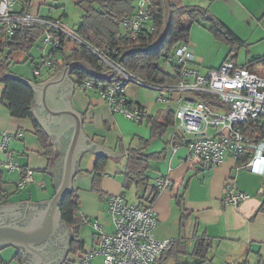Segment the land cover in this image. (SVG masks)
Here are the masks:
<instances>
[{
  "label": "crops",
  "instance_id": "1",
  "mask_svg": "<svg viewBox=\"0 0 264 264\" xmlns=\"http://www.w3.org/2000/svg\"><path fill=\"white\" fill-rule=\"evenodd\" d=\"M21 1L23 4L18 10L24 9L39 15L40 7L37 11H33L35 0ZM20 3L18 0L19 5ZM135 7H137L136 2ZM205 8L226 24L244 44L264 41V0H210L209 6ZM244 16L249 25L255 24L256 28L250 33H247L246 28L243 30L236 28L248 27L243 20ZM123 26L126 27L124 22ZM242 31L246 32V36L241 33ZM69 50L67 48L65 52ZM261 53L260 57L263 58L264 51ZM57 56L60 57L61 54ZM260 57L243 64L234 58L231 61L240 66L250 63L251 68L264 75V60H257ZM43 59L42 56L40 62H43ZM59 60L62 61L61 58ZM85 62L94 69L90 63ZM43 66L46 67V71L43 70ZM43 66L39 76L34 74L36 67L34 66L33 74L36 78H25L19 73L16 76L39 85L56 76L67 65L58 72L50 71L49 66L45 64ZM214 67L217 68L211 65L208 69ZM78 68L88 73L81 65ZM112 76L114 75L96 79L110 82L107 79ZM68 78L73 84L71 108L81 115L84 135L98 146L121 155L116 157L107 153L98 155L89 149L80 154L78 165L80 171L75 174L70 192L78 194L81 204L82 197H86V201L94 198V202L100 208H102L100 200L107 201L111 194L123 193L125 199L127 198L123 188L127 176L129 149L141 148L147 154L161 153L150 163L151 168L145 174L146 184H135L142 190L138 195L139 202L134 203L142 207L152 205L147 199L155 192L157 180L167 176L172 179L173 187L157 195L153 203L159 216L154 237L159 240L174 241L171 248L160 257L158 264H264V210H261L264 202L263 171H252L248 168L238 170V160L227 156L220 166L204 172L187 158L188 148L182 143L185 136L175 127L177 110L169 105H153L152 101L143 99L136 84L130 83L125 88L126 96L129 100L140 104L148 114L146 121L135 122L123 114L114 113L97 89H82L81 80L74 72L69 73ZM3 90V85H0V96ZM31 111L29 117L12 116L10 109L0 100V133L9 132L13 135L9 153L21 168L34 172L33 182L28 183L22 191L15 190L22 180L21 170L7 169L4 166L6 152L0 149V205L12 202L49 201L57 191L50 170L57 159L55 148L50 135L34 114L33 103ZM170 112L174 115L173 123L165 127L163 134L151 139L154 126L155 131L158 129L155 123L165 122ZM259 122L263 124L264 118ZM42 137L45 138L47 147L42 142ZM145 140L149 142L146 143ZM230 182L239 190L249 193L250 198L238 206L226 204L223 199L224 188ZM97 207L95 208L98 209ZM80 212L86 218L89 217L81 207ZM89 213L100 217L97 210L93 209ZM103 220L102 225H108L105 217ZM68 227L71 230V237L74 238L72 227L70 225ZM111 228L113 230L112 223ZM72 242L73 239L69 241L64 258L59 264L68 257ZM9 247L15 250L13 258L18 253L23 256L19 248L13 246L0 248V255L5 262L3 250ZM23 258L27 264L24 256ZM16 262L19 264L17 260Z\"/></svg>",
  "mask_w": 264,
  "mask_h": 264
},
{
  "label": "built area",
  "instance_id": "2",
  "mask_svg": "<svg viewBox=\"0 0 264 264\" xmlns=\"http://www.w3.org/2000/svg\"><path fill=\"white\" fill-rule=\"evenodd\" d=\"M17 4L18 0H0V38L9 39L22 27L39 26L43 29V42L47 47L58 51L60 35L86 46L118 78L114 82L87 78L81 80L80 85L86 90L97 89L114 113L123 114L135 122L146 121V110L128 99L125 88L133 83L156 90L160 93L158 103L178 101L176 129L185 136L182 143L188 148L187 158L200 170L206 172L220 166L227 156L237 160L249 156V160L238 165L237 169L264 172V141L256 143L245 134L247 126L264 118V75L229 60L217 68L201 72L193 46L188 41L181 43L173 53L180 77L177 83L147 81L121 63L119 48H96L77 31L67 29L61 19L18 10ZM150 4L151 0H139L134 14L124 21L134 38L145 32L150 22ZM148 28L154 30V27ZM163 57L168 60L171 55L163 54ZM54 59L55 56H51L43 61L50 66ZM34 74H41V66L35 67ZM12 139L11 133L1 132L0 149L6 152L5 167L10 171L21 170L22 180L17 185V190L21 191L34 181V172L21 168L9 153ZM172 187L173 181L168 176L157 180L158 194ZM249 198V193L239 190L232 182L224 188L223 199L228 205L238 206ZM107 202L112 232H103V225L94 222L98 237L93 248L75 258H66L61 264H158L173 241L154 237L159 220L155 207L129 203L123 193L109 195Z\"/></svg>",
  "mask_w": 264,
  "mask_h": 264
},
{
  "label": "trees",
  "instance_id": "3",
  "mask_svg": "<svg viewBox=\"0 0 264 264\" xmlns=\"http://www.w3.org/2000/svg\"><path fill=\"white\" fill-rule=\"evenodd\" d=\"M82 8V20L75 30L84 38V40L100 49L115 47L120 49V61L129 70L135 72L139 77L147 81L174 84L180 80L178 75V66L174 63L173 72L164 69L160 62L163 54L172 55L176 48L183 42L189 41L190 31L193 23L200 20L211 21V27L220 35L230 42L237 43L240 46L243 41L221 20L215 17L208 8L198 5L184 3V0H151L149 6L150 22L145 32L139 37L134 38L129 29L123 26V22L135 12V0H75ZM24 10V9H23ZM27 11V10H24ZM50 18V17H49ZM154 27L153 31L150 28ZM43 29L39 26L22 27L15 32L9 39L0 38V70L3 76H0V85H3V94L0 96L9 109L12 116L29 117L32 114V103L34 93L32 88L15 77L17 73L10 69L14 60V54L17 52H26L30 50L37 40L43 37ZM60 48H50L49 55L43 58L55 56L52 64L49 66L50 71L58 72L68 63L78 60H85L90 63L98 72H105L108 69L100 60L88 50L84 45L78 44L72 39L60 35ZM74 42L75 46L69 47V52H65L68 45ZM61 54L60 57L57 55ZM59 58L62 59L60 62ZM257 60H264V57ZM227 61V60H226ZM35 66H43V62L32 60ZM248 67L251 64L248 63ZM79 80L93 78L80 68L73 70ZM36 78V76L34 75ZM118 77L112 76L107 80L114 82ZM205 101L210 102L206 96L202 97ZM173 114L170 112L165 122H157V130L152 132L151 139H154L164 133L165 127L173 123ZM148 119V118H147ZM162 125V126H161ZM161 129V130H160ZM245 134L254 142L258 143L264 140V123L259 121L247 126ZM150 139V140H151ZM44 145L46 140L41 138ZM146 143L149 140H145ZM47 147V145H46ZM144 149L132 148L128 150V167L124 188H131L135 184L147 182L146 172L151 168V161L159 157L160 154H147ZM249 156H244L238 160L239 165L246 163ZM146 184V183H145ZM156 191L147 199L153 205ZM80 199L76 192H70L61 204L60 211L62 218L73 230L74 238L71 251L84 249V242L79 240V232L88 218L80 212ZM264 210V202L261 207ZM174 244V241H173ZM78 252V251H77ZM85 252V251H82ZM81 252V253H82ZM15 260L19 264H26L22 255H15ZM0 264H6L0 255Z\"/></svg>",
  "mask_w": 264,
  "mask_h": 264
},
{
  "label": "water",
  "instance_id": "4",
  "mask_svg": "<svg viewBox=\"0 0 264 264\" xmlns=\"http://www.w3.org/2000/svg\"><path fill=\"white\" fill-rule=\"evenodd\" d=\"M79 65L95 78L102 79L113 74L112 70L97 72L82 60L67 64L56 76L39 85L14 75L33 89L34 114L50 135L57 156L50 169L57 190L51 200L0 205V248H19L27 264H59L64 258L71 230L68 223L61 220L60 207L72 191L76 172L80 171V154L89 149L98 155L121 156L91 142L83 133L81 115L71 108L73 84L68 74ZM59 240L62 245L57 251L61 254L53 253L56 256L50 260L45 247L53 241L58 245Z\"/></svg>",
  "mask_w": 264,
  "mask_h": 264
},
{
  "label": "rangeland",
  "instance_id": "5",
  "mask_svg": "<svg viewBox=\"0 0 264 264\" xmlns=\"http://www.w3.org/2000/svg\"><path fill=\"white\" fill-rule=\"evenodd\" d=\"M20 2L21 3L20 5L18 4L17 9H19L23 4L21 0ZM135 2L136 6H138L139 0H136ZM184 3H191L193 5L197 4L199 6L208 7L210 0H184ZM38 7H40L39 16H51L57 19H61L63 24L69 30H76L82 20L83 10L75 0H35L33 11H37ZM245 16L243 17V20H245V23L248 25V27L236 28L238 30H241V28L242 30L246 28V30H248L247 33H250V31H252L256 27H254L255 24L249 25L250 23L247 19H245ZM236 17L241 19V17L238 15H236ZM241 33L246 36V32L242 31ZM189 42L193 45L196 59L200 63L199 66L202 70L201 72H207L208 67H210L211 65L219 67L226 60L231 61L234 56H236L234 59H236L240 64H243L248 62L249 60L251 61L255 58L260 57V54H262L261 52L264 51V41L258 43H248L247 45L244 44L240 46L237 43L230 42L228 39L221 37L219 34L217 35L216 32H214V30L212 29L211 21L209 20H200L193 23L190 31ZM73 46H75L74 42L70 43L67 48ZM49 50L50 47H47L44 44L43 37H41L31 48L30 54L26 52H17L14 54V60L11 64V70L15 73L22 74L23 76H25V78L33 79V68L35 64L32 62V60L34 59L37 62L42 61V56L48 54ZM174 63L175 60L173 54L171 55L170 59L167 60L165 57H163L160 62L161 66L170 72L174 71V68L172 66V64L174 65ZM45 69L46 67L43 66L44 71H46ZM0 76H3V72L1 70ZM136 87H138V90L140 89L143 99H147L149 102L152 101L151 103L153 105H169L175 110H177L179 107L178 101H169L164 104L158 103L157 99L160 93L156 90H151L140 85H137ZM166 109H168V107ZM16 189L17 187H15V190ZM123 190H125L127 201L133 204L139 202L138 195L141 194L139 192L140 190H142L140 187L133 185L131 186V188H123ZM82 200L83 202L81 204V208L85 214L89 215L87 222L83 224L79 232V240L84 241L85 247L84 249H78V252H74L73 250L70 251L67 258H75L81 251L89 250L91 249L92 245H95L98 235L93 227L94 222L104 224L103 218L105 217V221L110 226L103 225V232H112V219L108 216L109 214L107 213L108 202L106 201V199L105 201L100 200V202H102L100 204V206L102 205V208L97 207L96 203L94 202V198L87 199L86 201V197H82ZM95 207H97L98 209H96ZM93 209L99 211L100 217H97V215L95 214L89 213ZM3 252V256L7 264H17L16 260H14L13 258L15 252L13 248H5Z\"/></svg>",
  "mask_w": 264,
  "mask_h": 264
},
{
  "label": "flooded vegetation",
  "instance_id": "6",
  "mask_svg": "<svg viewBox=\"0 0 264 264\" xmlns=\"http://www.w3.org/2000/svg\"><path fill=\"white\" fill-rule=\"evenodd\" d=\"M69 225V224H68ZM69 234H70V232H69ZM73 239V236L71 237V235H70V237H69V241H71ZM59 244L57 245L56 244V241H53V242H50L49 244H47V246L45 247V250L44 251H47L48 253H49V256L51 257L50 258V260L53 258L54 259V257L56 256V254H53V253H58L59 255L61 254L60 252L61 251H57V250H60V248H61V245H62V243H61V241L59 240V242H58ZM61 243V244H60ZM46 264H53L52 262H46Z\"/></svg>",
  "mask_w": 264,
  "mask_h": 264
}]
</instances>
